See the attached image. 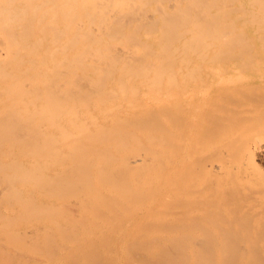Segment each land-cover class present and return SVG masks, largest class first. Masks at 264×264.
<instances>
[{
  "label": "bare ground",
  "instance_id": "obj_1",
  "mask_svg": "<svg viewBox=\"0 0 264 264\" xmlns=\"http://www.w3.org/2000/svg\"><path fill=\"white\" fill-rule=\"evenodd\" d=\"M240 4L0 0V264H264L261 233L242 239L264 222V59L232 50L242 27L223 46ZM149 83L172 97L152 135ZM111 84L149 87L144 105Z\"/></svg>",
  "mask_w": 264,
  "mask_h": 264
},
{
  "label": "rangeland",
  "instance_id": "obj_2",
  "mask_svg": "<svg viewBox=\"0 0 264 264\" xmlns=\"http://www.w3.org/2000/svg\"><path fill=\"white\" fill-rule=\"evenodd\" d=\"M248 1H249V0H239V3L241 2L240 5H242V6L244 7V9H243L242 6L240 7V6L238 5V6L241 8V10H242V9H243V10L241 11V10L237 7L238 10L236 9L235 12H232V13H233L232 16H231V17H232V20H233V22H235V24H236V26H237L238 28H235V24H234L232 21H231V22L234 24V26H233V24H231V25L235 28V30L233 29L232 26H231V28H232V31H234V32H236L237 29H238V31H237V33H236L237 35L234 34V32L231 31V28H229L230 25H229V26L227 25L226 28H224V29L222 30V32H224L225 29H226V31H225L224 33L227 32V34H229V35H226V34H225V35L227 36V39L225 40L224 45H223V46L225 47V50H226V51H224V52L226 53V55H229V56H236L235 53L238 52V54L243 55V56H240V57H244V56L247 55V53H248V55L251 54L252 57H254V58H252V57H249V56L247 55V56H248V59H257V58H258V59H264V50H263L264 47L260 46V45H264V41L261 42V40L257 38V37H259V38L261 37V39H262V38L264 37V36H263L264 33L262 32V31H264V27H263V26H264V20L261 19V17H260L257 13L255 14V10H254L255 7H253V4L250 3L251 0H250L249 2H248ZM249 3H250V4H249ZM246 4H247V6H246ZM249 5H251V6H249ZM249 8H252L253 10H252V9H249ZM245 9H246V10L249 9V10H248V12H249V13H248V14H249L248 16L244 14V13L247 14V11H246ZM250 10H251V12L254 11L253 13H254L255 15H257L258 18L260 17L259 20H258V18H257L258 21L261 22V20H263V23H262V24H260V22L257 21V22H258V23H257V26L260 24V25H259V28L262 26V29H263V30L260 29V31H259V29L257 30L258 27H256V29H255L256 32H252V30L255 28L256 19H255V15H252L253 13H252V14L250 13ZM241 12H242V13L244 12L242 15H245V16H243V17H241V18H240V16H239V18H237V19L235 20V19H234L235 16L233 17V15H236V14H237L236 16L238 17V15H240ZM250 14L252 15V18H254L255 21L252 20ZM249 16H250V17H249ZM244 18H245V21H246V22H245V25H244V22H243V19H244ZM247 18H251V20H250L251 23H253V22H255V23H253V24L251 25L250 21L248 22L249 19H247ZM246 19H247V20H246ZM240 24H241V26H239ZM243 25H244V26H243ZM227 27H228V28H227ZM240 27H242L241 30H243V31H242L243 33L240 32V31H241V30H240ZM239 30H240V31H239ZM255 30H254V31H255ZM231 32H232V33H231ZM239 32H240L241 34H240ZM244 32L246 33L247 36L244 35V34H245ZM258 33H263V34H262V35L260 34L261 36H260V35L257 36ZM238 34H240V35L238 36ZM231 35H232V36H231ZM236 36H238V37L242 36V37H240V38L238 39V42L240 43V45L237 44V43H238V42H237V43L235 44V46L237 45V47H235V49H234L233 47H232L233 49L230 48L229 50L232 49V50L236 51V52H234V51H232V50H231V51H228V53L231 54V55H230V54L227 53V50H228V48L231 47L233 44L229 45L228 43H233V42L230 41L229 38H231V37L234 38V37H236ZM262 36H263V37H262ZM243 37H244L245 39H242ZM248 37H250V38L248 39ZM256 38H257V39H256ZM228 39H229L230 42L228 41ZM263 39H264V38H263ZM226 41H227L228 43H227ZM241 41H242V44H241ZM244 41H245V43H244ZM251 41H252L253 43H252ZM247 43H248V44H247ZM251 43L253 44V46L250 45ZM243 44H245L246 47H243V46H245V45H243ZM249 45H250L251 47H253V48H251ZM241 46H242V47H241ZM248 46H249V50L247 49ZM259 46H260L261 48H260ZM239 48H240V50L243 48V49H242V52L239 50ZM245 49H247V50H246V53H243V52H245ZM238 50H239L241 53H240ZM231 52H232V53H231ZM233 52H234V53H233ZM254 52L256 53V55L254 54ZM225 53H224V54H225ZM234 54H235V55H234ZM238 54H237V56H239ZM253 54H254V55H253ZM247 56H245V57L247 58ZM259 56H260V57H259ZM149 85H150V87H152V88H150L151 90H148V91L151 92V91L153 90V91H154V95H155V92H156L157 90H159L158 88H157V89H155V88H156V87H159V86L151 85L150 83H149ZM154 86H155V88H154ZM110 87H111V88L114 87L113 89H115V91H118V92H120V93H121V92H122V93L125 92V94L127 93L130 97H131V96L133 97V95H135L134 97H136L137 99H138L139 95L143 94V92H140V90L146 91V90H147L146 88L149 89V87H146V86H142V87H144L143 89H142V88H139V89L137 88V89H136V88L133 87V86H131V87H129V86L127 87V86H125L126 88H120V87H121V86H120V87H117V88H116V86H115L114 84H111ZM110 87L108 86V89H109L108 92H109V93L111 92ZM153 88H154L156 91H155ZM113 89H112V91H114ZM125 90H126V91H125ZM138 90H139V91H138ZM115 91H114V92H115ZM137 91L140 92L139 95L137 94ZM150 92H149V94L147 93V95H150ZM106 93H107V92H106ZM106 93H105V94H106ZM144 93H146V92H144ZM127 94H126V95H127ZM136 94H137V96H136ZM106 95H108V94H106ZM111 95L113 96L114 94L111 93ZM128 95H127V96H128ZM154 95H153V93H152V97H151V95L149 96V98H150L151 100H150V99L147 100L146 98H148V96H146V95H145L146 97L142 96V97H144V98L141 97L142 99H146V100H143L144 104H147L146 102L148 101V104H152V105H154V104H153V101L156 102V101L159 100V98H158L156 95H155V96H156V98H158V99L153 100V99L155 98ZM157 95H158V94H157ZM129 96H128V97H129ZM120 97H121V101H122V102H124L125 98H127V97L122 96V95H121ZM120 97H119V98H120ZM130 97H129V98H130ZM132 97H131L130 99H128V100L130 101V100L132 99V101H134V102L137 101V107L140 108V106H138V105H142V103H141V104H138V100H136V99H134V98H132ZM171 98H172V97L169 98V100H168V104L166 103L167 107L170 106L169 109H168L167 107L164 108V106H163V108H162V107L160 108V106H161L162 104H159L160 106L158 105L159 109H158V107L156 106V105H157L156 103H155V105H154V106L156 107L157 110H160V111H161V114H164V112H165V115H166V114L168 113V115H166V116H168V117H165V118H164L165 115L162 116L161 114H159V113H160L159 111H156V109H153V108H155L154 106H151V107H150V105H149V109H148V110H146V109L148 108V107H147V108L144 109L145 111H144V110H143V111H140L142 114H141L138 110H142L143 108L139 109V108L135 107V109H131L132 112H131V110L129 109V110H130V112H129L130 114L135 113V112H136V113L138 112L137 114H139V115H140V114L143 115V113H145V115H143V116L140 117V116H138V115L136 116V114H134V117H135L137 120L133 118V121L130 120V118H129L128 116H127L128 119H127L126 116H125V119H123V120H124V121L127 120V121H126L127 124H126V126H124V127H127L128 130L123 129L124 131H122V130H120V128H118V130H119L118 133H120V134L122 135V137L130 136V131H131V132H134V129H136V127H138L139 125H141V126L144 128V130L147 131V132L145 131V132L147 133V135H148L149 133H150L149 135L154 134V133L156 132V130H158V129L160 128V127H157V126H160V124L163 123V124L161 125V126L163 127L164 124L166 125V123H164L165 121L167 122L166 118L170 119L169 117H171V113H172V112L170 111L171 104L169 103V101H172ZM123 99H124V100H123ZM142 99H141V100H142ZM121 101H120V102H121ZM151 101H152V102H151ZM134 102H133V103H134ZM140 102H141V101H140ZM158 102H159V101H158ZM158 102H157V103H158ZM128 103H129V102H128ZM130 103H131V102H130ZM159 103H160V102H159ZM144 104H143V105H144ZM169 104H170V105H169ZM133 105H136V104L134 103ZM143 105H142V106H143ZM168 105H169V106H168ZM2 106H4V105H3L2 103H0V108H1ZM146 106H147V105H146ZM107 107H108V106H106L105 108L107 109ZM117 107H118V106H117ZM144 107H145V106H144ZM105 108H104V109H105ZM136 108H137V109H136ZM150 108H151L152 111L155 110V112H153V114L156 115L157 117H159L160 119H158V118L156 119V116L153 117L154 115H153L152 113H150ZM166 108H167V109H166ZM162 109H164V110H169V112H166V111H164V110H162ZM171 109H172V108H171ZM108 110L113 111L112 108H110V109H108ZM0 111H1V110H0ZM2 111H3V114H2ZM2 111H1V113H0V117H3V116L5 115V112H6V107H5V106L3 107V110H2ZM104 111H105V110H104ZM162 111H163V113H162ZM147 112L150 113V115H147V116H146V113H147ZM157 112H158V114H159L160 116L156 114ZM102 113H104V112H102ZM105 113H106V115H107V114H109V111H106ZM129 113H127V115H128ZM169 113H170V114H169ZM2 115H3V116H2ZM111 115H113V112H111ZM151 115H152V117L154 118V120L151 119L152 121L148 120V116H150V117H149V119H150V118H151ZM103 116H104V114H103ZM109 116H110V115H109ZM145 116L147 117V118H146L147 121H150V122L153 123V124H151V123H149V122L147 123L146 121H144V120H146V119H145ZM105 117H106V116H105ZM107 117H108V115H107ZM130 117H132V116L130 115ZM142 118H143V119H142ZM161 118L164 119V122L161 120ZM119 119H121V118H119ZM123 120H122V121H123ZM129 120H130V121H129ZM134 120H136V123L139 124V125H137V124H136V125H133L134 122H135ZM153 121H154V122H153ZM156 121H159V122H156ZM160 121H161V122H160ZM132 122H133V124H132ZM129 123H131L132 125H129ZM154 123H158L159 125H158V124L155 125ZM130 126H131V127H130ZM133 126H134V127H133ZM135 126H136V127H135ZM154 126H155V127H154ZM130 128H131V130H130ZM154 128H157V129H155V131H154ZM121 131H122V133H121ZM125 131H126V133H123V132H125ZM128 131H129V134L127 133ZM196 131H197V130H196ZM198 131H199V130H198ZM135 132H136V131H135ZM135 132H134V133H135ZM125 134H126L127 136H126ZM198 134H199V133H198ZM198 134H197V136H198ZM124 135H125V136H124ZM180 136H181V137H184L183 134H181ZM187 136H188V135H187ZM202 136H203V135H202ZM133 137H136V136H133ZM194 137H196V136H194ZM128 138H130V141H131V138H132V137H128ZM199 138H200V136H199ZM136 139H137V138H136ZM141 139L143 140V137H141ZM141 139H140V140H141ZM196 139H197V137H196ZM198 140H199V139H198ZM140 142H141V141H140ZM140 142L137 143V144L135 145V147H137L138 144H140V145L142 146L143 143H142V142L140 143ZM138 147H139V145H138ZM138 147H137V148H138ZM195 147H197V145H195ZM197 148H198V147H197ZM132 149H133V148H132ZM208 155L212 156V153L207 152V151H203V150H201V151H196V153H193L192 156H189V158L183 160V166H185V167H190V166H191V167H196V166H200V165L202 164L203 160H205L206 157H208ZM259 159H260V158H258V159L256 158V159H255V162L257 161V162H256L257 165H259V166L261 167V169H264V160H263V159H262V160H261V159L259 160ZM177 161H178V162H181V160H179V159H177ZM100 196H101V195H100ZM134 197H136V196H134ZM134 197H131V198H130V201H133V198H134ZM137 198H138V196H137ZM131 199H132V200H131ZM166 204H167V203H166ZM163 205H164V204H163ZM89 207H90V206H89ZM91 207H92V206H91ZM91 207H90V209H91ZM57 208H58V207H57ZM57 208H56V209H57ZM90 209H89V210H90ZM158 210H161V208L158 209ZM164 210H165V209H164ZM161 212H162V211H161ZM179 217H180V215L178 216V218H179ZM263 219H264V217H263ZM241 220H243V223H242ZM260 221H261V222H259L260 224L258 223V225H259V226L257 227L258 229L255 228V227H254V229H253V230L256 231V232L253 231V232L255 233V235H253L254 233L251 232V231H252L251 228L248 229V230L250 231V233L248 232V230H246V228L244 229V231H247V232H245L246 234H244L245 236L249 233L247 237H243V236H244V235H243L244 231L240 230V229H242V228H240V226H241V225L243 226V224L245 225V222H247V220H246V219H240L238 222L236 221V222L234 223L235 226H236V224H237V225L240 224V225H239L238 227L236 226L235 229H237V231H241V232H237V231L234 229V231L237 232L238 235H239V237H238V235H236L237 233H236V234L234 233V234L237 236L236 238L238 239V238H240V236L243 235V236H242V239L247 240V242H248L249 240L253 241V240H254V236L256 237V235L258 234V233H257V230H258V232L261 233V234H260L261 237H260V235H258V236H259V238H261V240H262V238L264 237V236H262V235H264V231H259V228H260L261 230H264V222H262V220H260ZM263 221H264V220H263ZM247 223H248V222H247ZM261 223H262V224H261ZM246 225H250V224L248 223V224H246ZM260 225H262V226H260ZM238 228H239V229H238ZM177 229H178V228H177ZM177 229H176V230H177ZM239 233H240V234H239ZM241 233H242V234H241ZM251 233H253V234H251ZM250 234L252 235L253 238H251V235H250ZM258 236H257V238H258ZM249 237H250L251 239H250ZM236 238H235V239H236ZM247 238H248V239H247ZM257 238H255V240H256ZM259 238H258L259 242H258V241H257V242H258L259 245H260L261 243H264V241H263L264 238H263L262 242L260 241ZM237 239H236V240H237ZM235 242H236V241H235ZM257 242H255V243H257ZM235 245H236V244H234V246H235ZM259 245H258V246H259ZM261 246H262V244H261ZM217 247H219V249H222V248H220V246H217ZM222 247L224 248V246H222ZM255 247H256V246H254L253 249H255V252H256V253H257L258 251H261V248H262V247L259 246L260 249H259V247H256V248H255ZM226 248H227V247H226ZM228 248H229V249H233V246H232V247H228ZM228 248H227V249H228ZM217 249H218V248H217ZM240 250H241V249H240ZM242 250H243V249H242ZM262 250H263V252H264V244H263V249H262ZM263 252H262V253H263ZM259 253H261V252H259ZM261 259H262V258H261ZM261 259H260V260H261ZM263 260H264V258H263ZM259 263H260V262H259ZM259 263H258V264H259Z\"/></svg>",
  "mask_w": 264,
  "mask_h": 264
}]
</instances>
